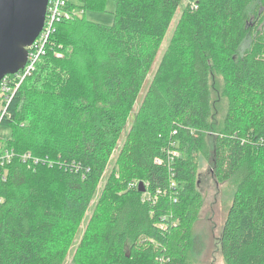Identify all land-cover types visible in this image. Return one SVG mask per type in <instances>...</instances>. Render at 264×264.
Wrapping results in <instances>:
<instances>
[{
    "label": "trees",
    "instance_id": "16d2710c",
    "mask_svg": "<svg viewBox=\"0 0 264 264\" xmlns=\"http://www.w3.org/2000/svg\"><path fill=\"white\" fill-rule=\"evenodd\" d=\"M108 1L112 25H57L1 122L0 155L16 156L0 161V264H66L91 210L75 264H187L202 251L203 161L232 189L225 263L264 264V0L70 9Z\"/></svg>",
    "mask_w": 264,
    "mask_h": 264
},
{
    "label": "rangeland",
    "instance_id": "374dc122",
    "mask_svg": "<svg viewBox=\"0 0 264 264\" xmlns=\"http://www.w3.org/2000/svg\"><path fill=\"white\" fill-rule=\"evenodd\" d=\"M196 2H198V0H185L184 7L189 3L193 4ZM115 9H116V3L114 1H108L106 4L105 11L98 12V11H90V10H86V11L79 10L78 14L79 16L85 17L87 20L91 22H96L103 25H112L115 21V16L113 14ZM180 13H181L180 11L176 13L172 25L170 26L168 33L166 35L165 42L157 57L154 68H157L160 64L163 54L165 53V50L167 48V42L171 38L175 30V27L178 23ZM10 138H12V130L9 127L0 124V142L2 140H9ZM44 160L46 161V163H50L51 165H53L52 164L53 162L49 160V158H44ZM199 173H200V178H199L200 189L205 195L206 202L199 215L195 234L203 238V244H201L202 251L200 252V254L199 253L198 255L192 254L189 257V261L187 264H226L224 257L221 253L219 239L222 233L224 222L226 220L227 211L230 206L229 199L231 197L232 189L227 184L218 186L214 182L213 177L210 173L209 163H207V161H203L200 164ZM104 184L105 181H103L100 184L101 185L100 188H102ZM3 201L4 199L0 198V202ZM91 215H92V210L89 211L86 214V217L81 222L78 223V229L75 234L74 244L70 248V254L66 264H75L73 262V259L84 242V237L87 234L88 226H89L88 221ZM63 234L64 233H61V235Z\"/></svg>",
    "mask_w": 264,
    "mask_h": 264
},
{
    "label": "water",
    "instance_id": "95a60500",
    "mask_svg": "<svg viewBox=\"0 0 264 264\" xmlns=\"http://www.w3.org/2000/svg\"><path fill=\"white\" fill-rule=\"evenodd\" d=\"M50 0H0V85L25 68L29 51L42 32ZM139 191L146 192L143 182Z\"/></svg>",
    "mask_w": 264,
    "mask_h": 264
},
{
    "label": "built area",
    "instance_id": "2783aa9c",
    "mask_svg": "<svg viewBox=\"0 0 264 264\" xmlns=\"http://www.w3.org/2000/svg\"><path fill=\"white\" fill-rule=\"evenodd\" d=\"M71 1L73 0L49 1L44 28L32 47L28 49L29 55L25 68L15 75H7L2 79L0 85V124L2 120L9 115L8 109L18 89L27 78L33 75L38 62L46 55L51 39L57 31V25L63 21L72 20L76 16H79L78 11L70 9ZM15 156L14 152L7 151L3 155H0V161L2 164L6 162L10 163ZM20 158L23 162L46 164L44 159L34 157L31 153L23 154ZM136 185L137 182L132 186L135 187ZM174 186L175 184L172 183V187Z\"/></svg>",
    "mask_w": 264,
    "mask_h": 264
}]
</instances>
